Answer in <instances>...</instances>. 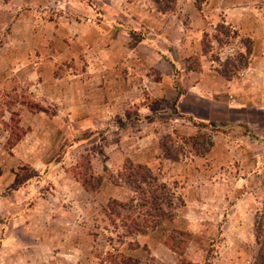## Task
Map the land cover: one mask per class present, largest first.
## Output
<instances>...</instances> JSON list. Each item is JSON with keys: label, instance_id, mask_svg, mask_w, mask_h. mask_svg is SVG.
I'll return each mask as SVG.
<instances>
[{"label": "rangeland", "instance_id": "1", "mask_svg": "<svg viewBox=\"0 0 264 264\" xmlns=\"http://www.w3.org/2000/svg\"><path fill=\"white\" fill-rule=\"evenodd\" d=\"M169 5L0 0V264H252L264 203V0ZM226 61L236 95L212 105L206 69ZM169 137L174 160L160 146ZM126 161L156 177L144 188L171 216L145 234L127 232L140 211L113 204L136 198L108 177ZM78 162L103 176L97 190L73 177Z\"/></svg>", "mask_w": 264, "mask_h": 264}, {"label": "trees", "instance_id": "2", "mask_svg": "<svg viewBox=\"0 0 264 264\" xmlns=\"http://www.w3.org/2000/svg\"><path fill=\"white\" fill-rule=\"evenodd\" d=\"M154 4H156V9L158 12L165 14L172 8L169 4L175 2V0H153ZM169 3V4H168ZM216 32L221 33L226 38L229 37V29L226 28L223 24H217L215 28ZM204 38L202 47L204 55L208 54L210 51V44ZM247 45H245V51L239 54L240 58L245 60L244 64L248 62L249 56L252 54V45L251 40L247 39ZM226 65L223 64L222 68L216 69L218 74L226 79L231 80L233 75V69L235 67H228L230 63L226 61ZM231 66V65H230ZM236 72V70H235ZM154 111V110H152ZM14 142L19 140L18 134L11 135ZM168 143H171L168 145ZM71 145V144H70ZM194 145V142H193ZM211 145V144H210ZM160 146L164 154L171 159H177L176 151L173 150L172 140L169 137L166 141L160 142ZM206 151V149L204 150ZM61 156H59L60 158ZM83 159V158H81ZM60 161L59 159L57 162ZM105 173V170L103 171ZM73 177L80 182L82 187L86 190L95 191L102 184L103 176H94V174H88V168L82 163L78 162V164L73 169ZM31 176L28 175L27 178ZM109 179H111V183L116 186H121L127 188L132 191V193L136 196V198L131 197L127 203L115 202L113 201L114 207L119 205L123 209H135L140 211L141 214H138V218H142L141 223L132 219L131 224L128 225L127 232L131 234H145L148 229H155L162 221L166 219H171V216L168 212L163 208V203L165 198H163L160 203L161 193L156 194L157 189L153 188L151 192L149 189H145L144 187L153 184L156 180L151 172L142 165H133L131 162L126 161L120 170H118L116 176L109 175ZM165 187V185H163ZM153 214V215H152ZM151 217H154L151 219ZM254 237L256 243L258 245L257 253L253 259L252 264H264V203L262 205L261 211L256 215L254 222ZM119 264V263H115ZM120 264H137L136 261H133L131 258H122Z\"/></svg>", "mask_w": 264, "mask_h": 264}, {"label": "crops", "instance_id": "3", "mask_svg": "<svg viewBox=\"0 0 264 264\" xmlns=\"http://www.w3.org/2000/svg\"><path fill=\"white\" fill-rule=\"evenodd\" d=\"M234 81L233 80H226L222 78L216 68H208L206 69V101L212 103V105L218 104L216 98H221L222 95H228L229 99L235 97V93L237 90L234 88ZM228 87L230 89H228ZM216 99V100H215ZM226 100V99H225ZM229 103V101H228ZM235 103V101H232ZM234 108V107H232ZM209 124V123H206ZM225 126V125H224Z\"/></svg>", "mask_w": 264, "mask_h": 264}]
</instances>
